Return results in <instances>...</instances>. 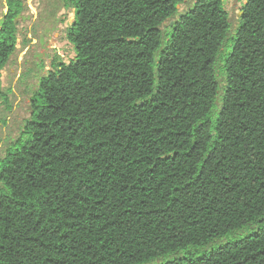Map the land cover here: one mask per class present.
Segmentation results:
<instances>
[{
	"label": "trees",
	"instance_id": "obj_1",
	"mask_svg": "<svg viewBox=\"0 0 264 264\" xmlns=\"http://www.w3.org/2000/svg\"><path fill=\"white\" fill-rule=\"evenodd\" d=\"M64 1L75 57L0 159V264H264V0L234 28L225 0Z\"/></svg>",
	"mask_w": 264,
	"mask_h": 264
},
{
	"label": "rangeland",
	"instance_id": "obj_2",
	"mask_svg": "<svg viewBox=\"0 0 264 264\" xmlns=\"http://www.w3.org/2000/svg\"><path fill=\"white\" fill-rule=\"evenodd\" d=\"M195 0H185L179 13ZM244 0H225L232 27L238 22ZM22 17L17 20V46L0 71V159L7 146L23 132L31 115L32 97L42 75L53 68L56 56L69 62L75 57L67 29L74 20V9L64 0H23ZM8 11L7 0H0V25ZM168 21L164 24V28Z\"/></svg>",
	"mask_w": 264,
	"mask_h": 264
},
{
	"label": "water",
	"instance_id": "obj_3",
	"mask_svg": "<svg viewBox=\"0 0 264 264\" xmlns=\"http://www.w3.org/2000/svg\"><path fill=\"white\" fill-rule=\"evenodd\" d=\"M177 8L179 9V5L177 6ZM240 14H241V13H240ZM19 17H22V14L18 15V16L16 17V20H18ZM173 17L175 18L176 15H173ZM164 24H166V22H165Z\"/></svg>",
	"mask_w": 264,
	"mask_h": 264
}]
</instances>
